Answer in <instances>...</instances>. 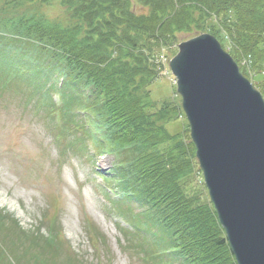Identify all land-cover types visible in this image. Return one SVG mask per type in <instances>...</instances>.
I'll return each mask as SVG.
<instances>
[{
    "label": "trees",
    "instance_id": "16d2710c",
    "mask_svg": "<svg viewBox=\"0 0 264 264\" xmlns=\"http://www.w3.org/2000/svg\"><path fill=\"white\" fill-rule=\"evenodd\" d=\"M50 1L0 0V12L7 13L0 28L11 34L4 37L17 57L0 64V77L33 83L29 99L42 93L48 100L52 83L62 95L54 126L60 137L77 132L66 149L82 150L89 139L98 151L114 155L102 173L107 194L117 196L114 207L132 226L129 235L151 248V264H238L204 183L182 106L174 98H153L152 85L162 74L157 60L162 48L176 44L182 32L208 31L264 96V0H62L67 24L28 10ZM49 100L38 105L50 106L54 119L56 101ZM174 123L180 124L177 130L170 127ZM11 220L0 209V231L26 232L16 220L8 226ZM58 239L53 229L50 246ZM29 256L28 264H81L76 256L63 262ZM0 264L21 261L0 249Z\"/></svg>",
    "mask_w": 264,
    "mask_h": 264
},
{
    "label": "rangeland",
    "instance_id": "374dc122",
    "mask_svg": "<svg viewBox=\"0 0 264 264\" xmlns=\"http://www.w3.org/2000/svg\"><path fill=\"white\" fill-rule=\"evenodd\" d=\"M28 8L51 20L69 23L62 0ZM21 10L26 9L22 7ZM6 16L7 13L0 12L1 19ZM202 33L210 32H182L176 44L162 48L157 60L163 69L152 85L153 98L160 102L174 98L182 104L169 62L179 52L183 41ZM4 34L11 37L0 28V64L17 59ZM6 79L0 77V209L12 217L8 226L16 220L26 232L14 236L10 229H3L0 231V249L8 257L20 259L21 264L30 262V254L39 255L43 260L57 257L60 262L76 256L81 264H151L148 260L153 253L151 248L129 235L128 225L115 211L112 199L117 196L107 195L105 181L97 173L111 167L114 155L97 152L89 139L82 150L66 149L67 142L75 140L77 132L72 129L66 137H60L54 126L55 122H60L56 107L61 105L62 95L53 91L52 83L47 84L48 100L42 93L31 94L29 99V93L35 88H32L33 83L28 86L17 80L9 83ZM57 83L60 86L61 79ZM51 98L57 100V105L51 106L54 119L49 114L50 106L42 108L38 105L39 101L48 103ZM185 121L189 124L187 118ZM170 127L177 130L180 124L174 123ZM194 174L200 182L199 170L195 168ZM53 229L62 241L58 239L60 242H54L51 247L48 236ZM38 232L42 236L37 235ZM24 234L29 238L25 239ZM32 234L36 236H30Z\"/></svg>",
    "mask_w": 264,
    "mask_h": 264
},
{
    "label": "water",
    "instance_id": "95a60500",
    "mask_svg": "<svg viewBox=\"0 0 264 264\" xmlns=\"http://www.w3.org/2000/svg\"><path fill=\"white\" fill-rule=\"evenodd\" d=\"M209 196L238 264H264V96L211 33L170 60Z\"/></svg>",
    "mask_w": 264,
    "mask_h": 264
}]
</instances>
